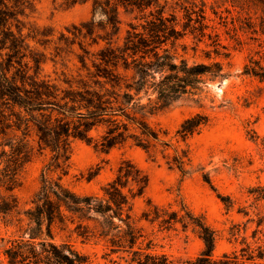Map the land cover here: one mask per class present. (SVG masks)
<instances>
[{"label":"rangeland","instance_id":"374dc122","mask_svg":"<svg viewBox=\"0 0 264 264\" xmlns=\"http://www.w3.org/2000/svg\"><path fill=\"white\" fill-rule=\"evenodd\" d=\"M168 1L165 15L173 13L177 28L184 29L172 48L178 59L190 64L219 61L223 76L213 80L204 76L200 89L150 117L160 137L150 150L128 141L106 151L75 139L62 182L80 194L100 193L119 166L130 161L148 177L143 194L132 201V214L153 239L154 251L173 260L201 252L204 244L193 225L173 221L164 228L168 224L160 221L168 213L176 212L179 219L190 211L214 231V256L236 251L243 254L244 264H264V79L244 72L250 59L264 65L260 28L264 0ZM92 7L93 0H31L21 17V33L31 53L24 59L30 66L28 74L34 72L31 55L35 54L40 58L38 79L47 83L104 82L95 73L94 61L109 28L99 26L104 19L98 14L93 17ZM200 9L207 25L203 32L192 30L199 25L194 20ZM118 16L120 28L112 36L115 43H121L130 23L144 20L139 11L122 6ZM91 20L95 30L88 35L83 24ZM5 52L0 51V57ZM197 114L205 115L206 123L191 134L180 131L181 124ZM29 134L33 149L13 190L17 206L9 216L0 215V264H7L4 249L20 235L17 223L27 222L25 211L32 206L47 158L37 151L35 137ZM155 207L164 214L152 220ZM146 212H150L148 218ZM53 241L70 243L88 257L87 264H127L120 256L129 257L111 253L102 240L80 235L71 223L54 225ZM250 253L253 258H246Z\"/></svg>","mask_w":264,"mask_h":264},{"label":"trees","instance_id":"16d2710c","mask_svg":"<svg viewBox=\"0 0 264 264\" xmlns=\"http://www.w3.org/2000/svg\"><path fill=\"white\" fill-rule=\"evenodd\" d=\"M168 3L93 0V17H103L99 26L109 28V36L101 37L105 45L95 53L94 61L95 73L104 82L62 85L38 79L40 58L35 54L31 55L34 72L28 74L30 66L24 59L30 49L21 33V17L31 0H0V51H6L0 57V215L9 216L17 206L13 190L33 149L29 133L35 137L37 151L47 157L32 206L25 211L27 222L17 223L20 235L4 249L7 264H87L88 257L70 243L53 241V226L69 223L80 235L104 241L111 253H125L129 257H120L127 264H244L243 254L236 251L214 256V231L190 211L179 219L171 212L160 221L168 224L164 228L173 221L193 225L204 244L201 252L193 258L173 260L154 251L153 239L132 214V201L143 194L148 177L130 161L119 166L100 193L80 194L62 182L75 139L106 151L128 141L150 150L160 140L150 117L182 95L200 89L204 76L211 80L223 76L219 61L190 64L185 58L178 59L172 48L184 29L177 28L173 13L165 15ZM121 6L139 11L144 20L130 23L121 43H115L112 36L120 28ZM204 19L200 9L194 20L199 25L192 30L203 32L207 27ZM188 20H192L191 15ZM260 25L264 33V20ZM83 26L86 34L94 33V20ZM244 72L264 79V65L259 60L250 59ZM206 120L205 115L197 114L186 119L180 131L191 134ZM161 210L155 207L151 211L152 220L164 214ZM149 214L145 213L146 218Z\"/></svg>","mask_w":264,"mask_h":264}]
</instances>
